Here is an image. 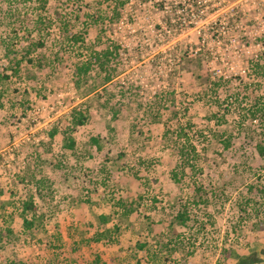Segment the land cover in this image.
<instances>
[{
  "label": "rangeland",
  "instance_id": "rangeland-1",
  "mask_svg": "<svg viewBox=\"0 0 264 264\" xmlns=\"http://www.w3.org/2000/svg\"><path fill=\"white\" fill-rule=\"evenodd\" d=\"M45 1L0 0V226L13 229L0 264H220L223 249L264 259V0ZM89 13L104 22L91 28ZM38 38L3 78L5 45L19 58ZM107 48L106 70L78 75ZM31 196L43 217L28 231ZM101 214L129 250L94 240Z\"/></svg>",
  "mask_w": 264,
  "mask_h": 264
},
{
  "label": "trees",
  "instance_id": "trees-1",
  "mask_svg": "<svg viewBox=\"0 0 264 264\" xmlns=\"http://www.w3.org/2000/svg\"><path fill=\"white\" fill-rule=\"evenodd\" d=\"M128 2V0H117V5L118 6H124L126 3ZM39 3V7L37 9H40L41 11H45L47 2L45 0H38ZM91 17V23H90V27L91 28H95L97 26H99L100 24H102L105 20V16L103 17V15L100 13L98 15H90V13L88 14V17ZM79 19V17H78ZM46 22V21H45ZM45 22L41 21V25L43 26L40 31L41 33L44 32V34H49V27L47 24H45ZM16 32V31H15ZM85 34H88V29H86V31L84 32ZM84 33H79V34H73L71 35L70 40L73 43H77L79 41H83V35ZM16 34V33H15ZM17 38V36L15 37ZM16 45L13 43L11 45L7 44L5 45V49H6V57L9 58V62L11 63V66H9L8 68H6V71L9 72V74H4L3 78H9V76H18L20 74V67L21 65L24 63V60H28L29 62H31V58H30V54L33 53V51L41 48L44 46V40L41 38L35 39L33 41H31V43L29 44L30 47H28L27 49H25L22 54L20 55V57H17L16 51H19L18 49H15ZM24 49V48H23ZM11 55V57H10ZM113 56V53L107 48L104 51H95L94 53H92L90 55V57L81 65L78 66L77 68V72L78 75H82V74H88L94 67H98L100 70H106L105 67L106 65L110 62V58ZM262 68V74L264 76V68ZM260 68V69H261ZM110 77L107 78V80H109ZM264 111V110H263ZM262 112V110H260V108H256L255 113L252 111L253 116H257L258 113ZM72 120H73V124L75 126H82L86 123L87 120V115L85 112L82 111H75L73 112L72 115ZM54 135V133H53ZM93 143L95 145H97V148H100L99 146V138L98 139H93ZM75 145V141L74 139H70L68 140V147L70 148H74ZM229 143L226 142L225 143V148L228 149ZM259 149V153L262 157H264V146L262 145H258L257 146ZM194 152V150H193ZM174 181L176 183L180 182V179L178 178L177 174L174 173ZM121 204V206L123 205L122 201H119ZM19 215H20V219L22 221V225L23 227L28 230V231H32L35 228H37L41 222H42V213H40V210L38 208V205L36 203V201L34 200V198L31 196L29 198V200H26L23 202L21 209L19 211ZM135 211L133 209H125L123 210V216H126L128 218V215L134 213ZM112 219L111 215H104L101 214L99 216V224L97 229L95 230V234L94 236H96V238L94 239L96 242H101L103 239H110L111 241H113L115 243V247L116 249H118L121 254L125 251V249L129 250V248H125L122 249L123 247V243H117L116 240V234H118L119 232V228H117L118 226L115 225L113 227V229H103L104 226H101L102 224L107 225ZM188 217L186 216L185 213H178V215H176V220H179L178 222L180 223V225L183 227L186 226V221H187ZM171 225H174L173 222H171ZM92 229H95L94 225H91ZM13 235V229L10 228H6L4 225L0 226V241H7L9 238V236ZM167 245H170V243H166L164 245L165 248H168ZM138 247L144 248L146 247V243L144 244H139ZM124 250V251H123ZM127 252V251H126ZM264 252V251H263ZM99 256V255H98ZM221 263L220 264H228L230 262V260H233V264H264V259L263 257H261L260 253L257 251H253L251 253L248 254H244V255H240V254H233L231 249H223L222 253H221ZM94 262L96 264L100 263V257H96V259L94 260ZM103 264V263H102ZM105 264V262H104Z\"/></svg>",
  "mask_w": 264,
  "mask_h": 264
}]
</instances>
